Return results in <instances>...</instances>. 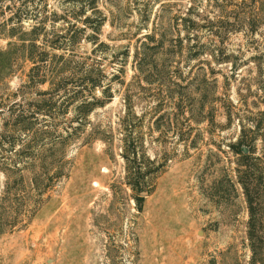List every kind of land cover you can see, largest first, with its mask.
<instances>
[{
  "label": "rangeland",
  "instance_id": "obj_1",
  "mask_svg": "<svg viewBox=\"0 0 264 264\" xmlns=\"http://www.w3.org/2000/svg\"><path fill=\"white\" fill-rule=\"evenodd\" d=\"M242 163L264 231V0H0V264H264Z\"/></svg>",
  "mask_w": 264,
  "mask_h": 264
},
{
  "label": "trees",
  "instance_id": "obj_2",
  "mask_svg": "<svg viewBox=\"0 0 264 264\" xmlns=\"http://www.w3.org/2000/svg\"><path fill=\"white\" fill-rule=\"evenodd\" d=\"M38 24L39 25L33 26L29 34L23 33V35L19 37V42L21 44L20 47H22V49H25L24 55L26 59L32 61V63L35 65L37 64V61L33 59V54L36 52V50L39 47L36 45V42L39 40L41 31L43 30L42 29L43 23L38 22ZM37 33L39 34L37 35ZM26 36H30V38L25 39ZM73 36H71L68 39V43L72 45L78 43V39L74 38ZM26 42L28 43L26 44ZM56 42H59V40H56ZM40 55H43V54L40 53ZM59 58H58L59 60H62L63 56L61 57L59 56ZM43 61L45 60L41 59L40 62H43ZM89 74L90 75H88L87 78H89L88 80L91 82V86H90L91 89H89L88 93H91V91H95V89L99 86V83L97 82V79L95 77H92L91 73ZM40 83H42V81ZM75 93L76 95L74 98H81V96H83L84 91L79 90L78 92H75ZM95 105L96 103H94V100H93L92 102H88L87 104L81 103L79 108H82L84 106L89 107L88 111L86 112V114H88L93 110ZM242 159L248 160L247 156H244V155L242 156ZM239 166L241 167L242 170L238 171V183L242 187L243 195L247 203V208H248V213H249L247 236L250 242V248L253 254V258H256L257 256H259L261 249L264 247V231L259 226V222L262 220L263 216L259 215V212H260L259 207H261V204L257 203V201L261 199L263 190L261 189L260 179L258 182L256 181L252 172L250 171L249 165L247 163H242ZM140 179H142V181H140L138 178V179H134V181L128 182V185L131 188V190L138 195L144 192L143 189L141 188V185L143 184V178L140 177ZM31 185L33 186L35 185V183L34 182L31 183ZM136 199L137 201H141L143 200V197L141 198L137 197ZM258 215L259 217H257Z\"/></svg>",
  "mask_w": 264,
  "mask_h": 264
},
{
  "label": "water",
  "instance_id": "obj_3",
  "mask_svg": "<svg viewBox=\"0 0 264 264\" xmlns=\"http://www.w3.org/2000/svg\"><path fill=\"white\" fill-rule=\"evenodd\" d=\"M243 152H244V153H247V151H246V150H243Z\"/></svg>",
  "mask_w": 264,
  "mask_h": 264
}]
</instances>
